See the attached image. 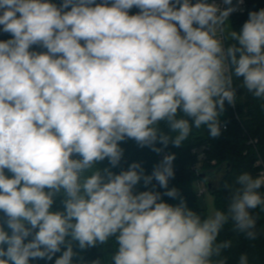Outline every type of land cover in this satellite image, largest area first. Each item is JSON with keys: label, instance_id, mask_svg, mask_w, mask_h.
I'll return each mask as SVG.
<instances>
[{"label": "clouds", "instance_id": "clouds-1", "mask_svg": "<svg viewBox=\"0 0 264 264\" xmlns=\"http://www.w3.org/2000/svg\"><path fill=\"white\" fill-rule=\"evenodd\" d=\"M242 4L0 0V264H74V242L109 240L110 264H227L226 225L257 240L264 176L242 172L227 208L205 216L169 187L175 153L150 174L141 162L112 170L128 140L161 154L193 128L219 138L240 88L264 101V8L234 30Z\"/></svg>", "mask_w": 264, "mask_h": 264}, {"label": "trees", "instance_id": "trees-1", "mask_svg": "<svg viewBox=\"0 0 264 264\" xmlns=\"http://www.w3.org/2000/svg\"><path fill=\"white\" fill-rule=\"evenodd\" d=\"M247 1V8L244 12L232 14L229 17L234 30L241 28L250 11H258L264 8V0ZM51 2L59 5L62 0H51ZM97 2L99 3L100 0H97ZM193 3H195V0H193ZM137 12L138 9L133 8L129 14L132 15ZM8 38H10L9 35L0 34V40ZM262 104H264V101L252 97L245 89L240 88L237 92V105L235 107H231L227 103L225 105L226 111L220 119L226 124L227 128L222 130L219 138H210L205 126L200 129L193 128L191 135L183 146L176 148L170 144L161 154H157L149 148L141 149L134 141L128 140L121 144V147L125 150L121 166L112 170L118 173L122 168L127 169L132 162H141L146 174H150L153 166L162 159L163 155L175 153V178L170 180L169 187L178 188L188 207L206 216V209L197 203L198 194L194 190V184L197 181H204L200 174L207 172L211 175L209 179L217 184L214 192L211 191L215 197V203L218 209L224 210L229 203L231 189L236 186V177L242 172H248L254 177L259 174L257 173L259 167H256V164L260 158L264 160V109L261 107ZM202 153L203 157L199 158ZM197 160L201 162L200 168L191 171L189 168L190 163H196ZM106 165L107 161L105 160L97 166L102 169ZM138 188L140 191L146 190L142 183ZM157 190L164 191L158 186ZM261 192L264 193V188L261 189ZM62 199V196H57L51 210H63ZM164 200L173 205L179 203V200L169 199L168 197H164ZM257 212L259 214L257 221L259 236L257 240L250 241L246 239L243 234L233 231L231 224L226 225L222 231L220 239L232 241V247L224 253L227 257V264H238L239 256L242 253L248 254L250 264H264V212H259V210ZM73 246L74 251L78 253L74 257V264H92L97 259L101 261V264H110L111 256L115 251L114 240H109L107 244L98 245L84 251H80L75 242ZM61 254L62 252L57 253L56 256L58 257ZM55 258L53 257L52 261H30V264H54Z\"/></svg>", "mask_w": 264, "mask_h": 264}, {"label": "rangeland", "instance_id": "rangeland-1", "mask_svg": "<svg viewBox=\"0 0 264 264\" xmlns=\"http://www.w3.org/2000/svg\"><path fill=\"white\" fill-rule=\"evenodd\" d=\"M199 160V159H198ZM197 160V161H198ZM191 166H189L190 170H196L198 168H200L201 166V162L198 161L196 163H190ZM257 167V164H256ZM258 173V172H257ZM258 177V176H257ZM206 187V184L204 181H197L194 184V190H196L197 194L199 193V189L200 187ZM207 189V187H206ZM197 203L202 207L206 209L207 215L211 213L212 210L214 209H218L216 203H215V197L214 195L211 193V191L209 189H207L204 193V195H198L197 197Z\"/></svg>", "mask_w": 264, "mask_h": 264}, {"label": "built area", "instance_id": "built-area-1", "mask_svg": "<svg viewBox=\"0 0 264 264\" xmlns=\"http://www.w3.org/2000/svg\"><path fill=\"white\" fill-rule=\"evenodd\" d=\"M217 2L218 3H220L221 2V0H217ZM234 2H235V0H234ZM247 4H248V1L247 0H243V4L242 5H240V10L239 11H237V12H234L233 14H239V13H241V12H244L245 10H246V8H247ZM226 128H227V126H226ZM225 128V129H226ZM203 157V153L202 154H200L199 155V158H202ZM257 166L259 167V170H258V177H260V176H264V160L263 159H261L260 158V160L258 161V163H257ZM200 191H199V193H198V195H204V193H205V191L207 190L206 189V187L204 186V187H200V189H199Z\"/></svg>", "mask_w": 264, "mask_h": 264}, {"label": "water", "instance_id": "water-1", "mask_svg": "<svg viewBox=\"0 0 264 264\" xmlns=\"http://www.w3.org/2000/svg\"><path fill=\"white\" fill-rule=\"evenodd\" d=\"M200 175H201L202 179L204 180L207 188L210 191L214 192V190H215L214 188L217 186V184L214 183L211 179H209V178H211V175H209L207 172H203Z\"/></svg>", "mask_w": 264, "mask_h": 264}]
</instances>
